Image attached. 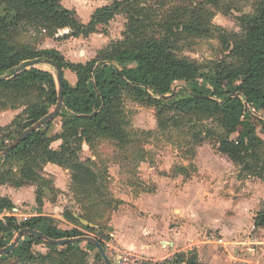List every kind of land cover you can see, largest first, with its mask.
Wrapping results in <instances>:
<instances>
[{"label": "trees", "instance_id": "16d2710c", "mask_svg": "<svg viewBox=\"0 0 264 264\" xmlns=\"http://www.w3.org/2000/svg\"><path fill=\"white\" fill-rule=\"evenodd\" d=\"M143 2L116 0L98 8L90 23L84 24L76 13L61 6V0H0V77H7L0 80V109H23L11 124L0 127V132H5L0 152L57 104V84L51 72L30 68L17 73L18 69L27 62L48 59L61 67L63 75L64 70H70L77 76L74 86L64 76L65 106L60 115L29 134L0 163V186H35L40 214L45 191L52 185L43 175L48 164L70 171L78 193L98 195L100 200L96 196L90 208L113 206L114 201L107 192V173L95 171L91 160L83 161L80 152L83 142L91 146L101 137L126 143L129 133L124 96L154 107L159 131H186L192 136L190 147L213 141L218 145V152L239 168V179L264 181V140L257 134V117L252 115L253 110L264 115V0H255L252 14L238 17L240 33L229 34L224 28L216 27L220 30L225 57L207 65L209 88L198 84L204 67L181 56L175 49L182 34L200 36L209 29H216L215 26L204 21L202 10L191 12L189 24L181 20L184 13L180 14L179 10L169 17L175 22L158 23L156 14L147 10ZM220 2L213 0L216 7ZM120 14H125L129 20L122 33L123 40L107 45L98 52L96 59L86 63L67 61L54 48L40 50L16 42L17 36L27 28L45 31L46 37L52 39L88 38L97 32V26L110 24ZM65 30L68 32L59 36V32ZM179 84L181 88L173 96L164 98L172 95ZM58 119L62 121L61 131L51 134ZM208 122L211 126L206 124ZM234 134H238L237 138H232ZM56 141L62 142L57 150L52 148ZM190 153L195 156L193 149ZM16 165L19 168L15 169ZM183 171L180 168L178 174L184 175ZM15 207L11 199L0 196V249L6 247L7 235L24 228L38 230L51 239L86 235L78 229L61 230L43 215L23 222L4 215ZM86 209L80 217L96 224ZM64 217L84 230L95 231L94 227L79 223L74 212L65 211ZM262 225L264 212H259L255 227ZM98 240L105 246L102 239ZM32 243H45L55 252L64 248L62 253L74 250L81 243L97 249L90 242L53 245L24 235L15 251L0 255V261L23 257L27 264H39L50 258L49 255L34 257L30 251ZM98 258H102L99 253ZM165 264L204 263L192 250L177 253Z\"/></svg>", "mask_w": 264, "mask_h": 264}, {"label": "rangeland", "instance_id": "374dc122", "mask_svg": "<svg viewBox=\"0 0 264 264\" xmlns=\"http://www.w3.org/2000/svg\"><path fill=\"white\" fill-rule=\"evenodd\" d=\"M114 1L116 0H63L62 2L64 6H75L83 15H86L92 8L105 4L110 5ZM220 1L222 2H220L219 7L214 5L213 0H144L143 6L156 14L155 18H158V23L175 22L170 20L169 17L171 13L179 10L180 14L184 13L181 20L184 24H189L191 12L202 10L206 23L210 22L215 28H224L229 34L240 33L241 28L238 23V17L252 14L255 8V0ZM83 22L87 23V19H84ZM128 23L129 20L126 15L120 14L110 24L97 26L96 31L107 36V46L123 40L122 33ZM67 32L68 30L60 31L59 36ZM219 32L220 30L216 28L211 31L209 29V31L201 33L200 36L185 33L177 40L176 52L181 56L197 61L204 67L198 79V84L206 86V88H209L211 84L206 79L208 76L210 77L207 65L219 62L225 57V47L221 42ZM68 41L70 40L47 38L45 31H36L31 28L22 31L16 38L17 43L29 45L40 50L50 48L55 43L64 44L67 49H72V52H69L74 56V58H68L64 55L66 60L74 63L87 62L91 57H97L100 51L98 49L99 42L94 43V40L90 45L92 48L90 53L83 52L82 48L85 45L83 41ZM76 48L79 52L78 50L75 51ZM94 50L96 51L95 53ZM36 68L51 72L56 79V70L53 66L39 64ZM66 71L68 72V70ZM69 73L73 74L70 71ZM176 88L179 90L181 88L180 84ZM124 100L123 106L128 122L126 130L129 133L126 143L118 142L109 137H101L95 139L91 146L86 141L83 142L80 152V157L83 161L91 160V165L95 171L107 173V192L109 193V198L114 201L113 206L96 205L90 208L96 196L100 200L98 195H93L92 197L78 193L72 184L70 171L56 165H48L45 167L43 175L52 182V185L50 186L51 189L45 191L42 214L47 216L53 225L61 230L78 229L86 234L85 236L102 239L106 253L110 257V246H119L112 236L115 230L113 223L115 216L113 212L114 206L116 204L119 206V210L116 212L118 216H123L125 210L129 211V208H125L127 203L116 198L117 193L126 195L128 192L135 194L139 191H151L155 189L157 184L155 181L160 183L171 179H178L184 181V183L194 181V185L197 183L201 185L197 190L199 199L210 202V207L204 210L205 219L201 222L197 218L196 210L193 212L192 206L187 205L185 208L175 207L178 209L179 214L181 210L183 215L180 217L174 211L172 217L174 219L167 224L174 228L179 222V219L175 218H181L189 222H197L198 224L195 225L200 229L199 225L203 223L204 229L202 230H209L207 233L209 245L215 239L223 238L230 245L222 248L214 244L213 246L217 248L218 252H223L224 255L229 250L233 257H238L242 254L244 256V251H238L240 250L238 249L240 245L236 244L238 240L234 237H228L220 231H214L230 230L232 227L227 223V218H231L234 213L236 202L235 178L238 179L239 168L218 152V145L215 142L209 140L198 146L192 145L190 147L189 143L192 136L186 131L181 133L177 130L166 132L158 130L157 112L154 107L134 102L128 96H124ZM22 110L0 109V125L10 124L12 120L10 114L15 113L14 111L22 112ZM53 110L54 108L50 112ZM252 115L257 117L255 120L257 134L264 140V115L260 111L254 110ZM61 122L60 119L55 122L51 134L61 131ZM206 124L211 126V122ZM4 134L5 132H0V144ZM237 136L238 134H234L232 138H237ZM192 149L195 151V156L190 153ZM16 168H19V165H16ZM180 168L184 169L182 172L184 175H178ZM35 191L36 187L33 186L16 188L11 184L0 188L1 195L11 198L16 204V208L19 209V214L15 217L18 222L39 216L40 212L35 200ZM86 208H88V212L94 217V222H96V224L91 223L95 226L94 232L84 230L80 225L69 222L64 217L65 211L74 212V214L80 216L85 214ZM227 215L230 217H227ZM247 222H250V219ZM246 230H250V226ZM17 236L18 232L7 235L5 237L6 247L12 244ZM246 239L247 237H244V241ZM245 250L252 254V260H257L258 252L249 251L248 247ZM30 251L34 257L49 255L50 258L48 260L42 263L40 261L39 264H106L102 258H98V250L90 249L86 243L78 244L74 250L64 253H62L65 251L64 248H58V252H55L48 248L45 243H32ZM0 264H27V261L23 257H13L1 260ZM113 264H116V261H113ZM154 264H165V261ZM232 264L242 263L234 262Z\"/></svg>", "mask_w": 264, "mask_h": 264}, {"label": "crops", "instance_id": "0c3cea01", "mask_svg": "<svg viewBox=\"0 0 264 264\" xmlns=\"http://www.w3.org/2000/svg\"><path fill=\"white\" fill-rule=\"evenodd\" d=\"M62 1L63 0H61V6L64 9L76 13L82 23H84V19H87V23L84 24L90 23L93 13L98 8L109 5L105 4L97 6L92 8V10L86 15H83L79 10H77L78 8H75V6H64ZM69 40L70 41L68 42L83 41L85 44L83 48L81 47L83 52L90 53L92 50L90 47L91 42H93V40L94 43L99 42L98 49L102 50L104 46H106L107 36L103 33L95 32L88 38L79 37L71 38ZM51 48L59 50L68 58H74V56H72L73 54H71L72 49H67L64 44L55 43L50 48L46 49ZM77 50L78 49L76 48L75 51ZM95 52L96 51L94 50V53ZM96 58L97 57H91L88 59V61ZM69 71L70 70H68V72ZM68 72L64 70V76L66 80H68V82L74 86L77 83V76L72 71L70 72L73 74H68ZM14 112L15 113L10 114L12 119L10 124L15 119V117L21 113L18 111ZM6 125L9 124H2L0 127H5ZM58 132L60 131L55 133ZM61 143V141L54 142L52 144V148L55 150L59 149ZM223 157L229 159L227 156L223 155ZM155 182L157 183L155 189L152 188L153 190L151 191H139L135 194L128 192L126 195L117 193L116 198L127 203V207L125 208H129V211L125 210L123 212V216H118L116 214V212L119 210V206L117 204L114 206L113 210L115 213L113 219L115 230L112 236L120 247L132 251L140 256H145L154 260L155 262H166L169 258L174 257L177 253L195 250L198 253L199 259L204 264H232L234 262L242 264H264V225L255 227L256 215L259 212H264V181L256 178H235V208L233 216L231 218H227V223L232 227L230 230H214L220 231L222 234L228 237H234L236 240H238L236 242V244L240 245V248H238L240 250L238 251H244L245 253L244 256L243 254L241 255L242 258L241 256L233 257V254H230L229 250L223 255V252H218L217 248L213 246L214 242L209 245L207 242L209 239L207 236L209 230H202L204 229L203 223L199 225L200 229H198V226L195 225L198 224L197 222H189L186 219L181 218H175L179 219V222L174 228H171L172 226L167 224L174 219L172 218L174 211L177 212L180 217L183 215L182 211L180 210L179 214L178 209L175 207L185 208L187 205L192 206L193 212L196 210L197 218L201 220V222L203 219H205L204 210L210 207V202H208V200L201 201L199 199L197 190L201 186L200 184L197 183L194 185V181L184 183V181L178 179H171L164 183H160L159 181ZM3 186H0V188ZM178 187L180 188L177 189ZM0 196L9 198L5 195H1V193ZM18 214L19 209L15 207L12 211L5 212L4 215L17 217ZM192 214L195 215L194 213ZM227 217L230 216L227 215ZM248 219H250V222H247ZM248 224L250 226V230H246V228L249 227ZM244 237H247L245 241ZM229 245L230 243L226 242V246L222 248H226ZM246 247H248L249 251L258 252L256 258L257 260L251 259L253 256L245 250Z\"/></svg>", "mask_w": 264, "mask_h": 264}, {"label": "water", "instance_id": "95a60500", "mask_svg": "<svg viewBox=\"0 0 264 264\" xmlns=\"http://www.w3.org/2000/svg\"><path fill=\"white\" fill-rule=\"evenodd\" d=\"M39 64H48V65H51L56 70V79L55 80H56V84H57V104H56V106H55V108H54V110L52 112H50L44 118H42L41 120H39L38 122H36L32 126H30L29 128H27L25 131H23L16 138V140L14 142H12V144H10L3 151H1L0 152V159L1 160L10 151L14 150L33 131H36L37 129L41 128L45 124H47V123L53 121L55 118H57L60 115V113L62 112V109L65 106V98H64L65 86H64L63 70L55 62H53L51 60H48V59L47 60H43V61H37V60L30 61V62L25 63L21 69H18L17 70V73L21 72L22 69L36 68V66L39 65ZM6 78L7 77H3V78L0 77V80H4ZM176 92H177V88L175 87L174 90H173V94L172 95L164 96V98L173 96ZM246 106L249 109V106L247 104H246ZM249 111H250V109H249ZM74 217L77 220H79V222H81V224H83L85 226L95 227L93 224H91L87 220H84L83 218H81L77 214H74ZM24 235L34 236L36 238H39L41 240H44L45 242H47L49 244H53V245H65V244L77 243V242H90V243H92L97 248L99 254L101 255L102 259L104 260V262L106 264H113V262L111 261V259L107 255L104 246L96 238L89 237V236H81V237L67 238V239H51L48 236H46L45 234H43L42 232H40L38 230H35V229H31V228H24V229L20 230L18 232L17 238L15 239V241L12 244H10L9 246H7L5 248L0 249V255H9V254H12L15 251V247H16L17 243L19 242V240Z\"/></svg>", "mask_w": 264, "mask_h": 264}, {"label": "built area", "instance_id": "2783aa9c", "mask_svg": "<svg viewBox=\"0 0 264 264\" xmlns=\"http://www.w3.org/2000/svg\"><path fill=\"white\" fill-rule=\"evenodd\" d=\"M2 162V160L0 161ZM16 213V212H15ZM217 247H225L226 242L223 238L215 239L213 241ZM111 261L116 264H154V260L149 259L145 256H140L132 251L120 248L119 246H110ZM174 257L169 258L167 261H172Z\"/></svg>", "mask_w": 264, "mask_h": 264}]
</instances>
